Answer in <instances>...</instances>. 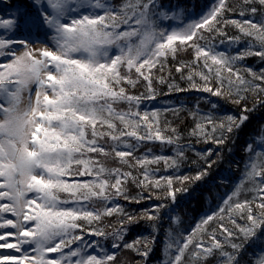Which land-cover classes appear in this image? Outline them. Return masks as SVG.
<instances>
[{
    "label": "snow or ice",
    "instance_id": "1",
    "mask_svg": "<svg viewBox=\"0 0 264 264\" xmlns=\"http://www.w3.org/2000/svg\"><path fill=\"white\" fill-rule=\"evenodd\" d=\"M253 55L264 64V0H31L0 17V249L13 250L0 264H150L165 221L158 264H264V121L218 211L190 232L173 214L177 194L223 161L208 148L181 174L192 140L234 144L264 110V67L243 65ZM161 84L218 98L188 110L183 144L145 105ZM156 141L174 154H154ZM141 223L151 231L129 239ZM122 250L139 259L118 260Z\"/></svg>",
    "mask_w": 264,
    "mask_h": 264
},
{
    "label": "trees",
    "instance_id": "2",
    "mask_svg": "<svg viewBox=\"0 0 264 264\" xmlns=\"http://www.w3.org/2000/svg\"><path fill=\"white\" fill-rule=\"evenodd\" d=\"M114 2H119V0H114ZM168 2V0H165ZM172 3H177V0H171ZM182 2V0H181ZM196 3H200L201 0H195ZM233 0H229V3H232ZM238 16V11L235 13ZM236 30L231 26L228 28L229 34H235ZM246 41L241 42V47L245 46ZM235 49V46H233ZM258 50V48H257ZM190 57L187 55H181L180 59L187 60ZM171 60V57H169ZM178 62V61H177ZM244 66H251L254 69L259 67H264V64L260 62V58L256 56H248L243 60ZM172 72L175 74V64L171 66ZM167 72V69H165ZM176 80L180 83L181 88H186V85L180 81L179 75L176 74ZM158 95L151 102L145 101V105L150 108L161 109L160 120L161 124L165 121L174 122L180 126V131L184 133V139L180 141L181 144L185 143L187 140L186 128L191 127L193 124V119L188 115V110L194 108L197 103H199L200 108L203 111H208L210 106L200 99L201 96H206L210 100H216L218 98L212 97L209 93H201L195 90H187L180 92H169L166 84L157 85ZM177 105H183L179 110V120L176 119V107ZM167 108L168 111L164 112L163 109ZM222 109L225 113H237V106L230 102H222ZM261 121H264V110L257 109L254 112L248 122L245 123L239 137L235 140V143L229 142L226 145H216L213 141L208 140L207 142L196 143L195 139L192 140V147L185 149V155L188 157L187 161L183 164L180 173L181 174H190L195 168L196 164L193 161L199 159L197 156L198 152L206 151L208 148H212L215 151H223V161L219 163L212 172V178L208 179L206 182H196L195 185H189L188 193H178L179 207L174 215H179L181 217L182 223L180 225V230L191 231V228L195 227L197 222L200 221L202 216L206 214H211V212L218 211L219 205L222 203L221 197H226L234 188L235 183L238 182L241 177V171L243 169V157L245 152L243 151L242 145L245 140L248 139V134H254L252 143L254 145L259 144L257 139L260 135L259 125ZM149 147L152 148L154 154H163V155H173L172 147L170 145H161L160 142H149ZM195 149L193 151L192 149ZM231 149V151H229ZM215 158V157H214ZM239 165V169L238 166ZM109 166H113L111 161H109ZM153 167H156L155 165ZM161 169V174H165L163 162L159 165ZM172 169H169L168 172H171ZM221 177H224L221 180ZM247 187V182L245 183ZM251 193L242 192L241 199L247 196L251 199ZM259 199V197L257 198ZM145 207H150V205L144 201L142 202ZM135 207V205H133ZM138 210V209H137ZM110 219V218H109ZM216 218H214L215 220ZM108 221H106L107 223ZM227 223V217L225 216V221ZM209 224L212 227L219 229V226L213 221H209ZM175 227V226H174ZM203 227V226H202ZM168 222L165 221L163 224V229L160 235V241H163V230H167ZM110 230V229H109ZM146 231H151L145 223H141L139 227L133 229V232L129 235V239L134 238L135 235H140ZM219 235V231L217 233ZM158 242L155 246L154 251L150 257V264H158V258L163 259L162 254V243ZM131 258L133 261L138 260L139 257L136 253L131 250H122L117 259L123 257ZM187 259V257H185ZM208 264H215V257L206 258Z\"/></svg>",
    "mask_w": 264,
    "mask_h": 264
},
{
    "label": "rangeland",
    "instance_id": "3",
    "mask_svg": "<svg viewBox=\"0 0 264 264\" xmlns=\"http://www.w3.org/2000/svg\"><path fill=\"white\" fill-rule=\"evenodd\" d=\"M31 0H0V17L6 16L10 11H12L15 7H21L30 4ZM2 59V58H0ZM11 249H0V253L7 254L11 252ZM66 251V249H65ZM57 254L50 253L49 256L54 258Z\"/></svg>",
    "mask_w": 264,
    "mask_h": 264
}]
</instances>
